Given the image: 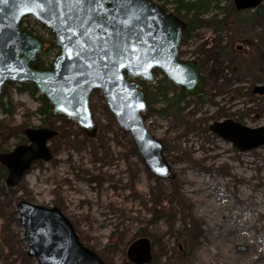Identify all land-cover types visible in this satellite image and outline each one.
<instances>
[{
    "label": "rangeland",
    "instance_id": "374dc122",
    "mask_svg": "<svg viewBox=\"0 0 264 264\" xmlns=\"http://www.w3.org/2000/svg\"><path fill=\"white\" fill-rule=\"evenodd\" d=\"M154 1L174 13L171 0ZM253 11L244 12L251 16L247 25L201 27L181 41L180 57L201 61L205 102L190 97L179 112L162 115L151 107L144 112L146 126L165 143L173 180L148 170L101 91H94L90 102L98 123L94 138L66 116H53L51 129L59 134L49 142L51 159L34 163L13 192L2 191L0 181V243L11 246L0 249V264H36L27 254L16 208L26 198L59 207L106 264H134L127 250L140 237L152 240L155 256L149 264H264V146L241 151L210 129L225 119L264 125V97L253 93L264 83V14L253 17ZM22 24L44 39L51 64L59 52L51 44L53 33L33 16ZM222 47L235 49L236 58L219 54ZM14 84L15 129L27 115L32 124L25 128L41 127V101Z\"/></svg>",
    "mask_w": 264,
    "mask_h": 264
},
{
    "label": "water",
    "instance_id": "95a60500",
    "mask_svg": "<svg viewBox=\"0 0 264 264\" xmlns=\"http://www.w3.org/2000/svg\"><path fill=\"white\" fill-rule=\"evenodd\" d=\"M263 2L234 0L239 10L255 9ZM122 3L124 0H103L101 5L91 0H8L0 4V98L7 82L32 83L49 101L53 113L75 121L94 138L98 123L90 102L92 93L99 90L117 124L130 132L148 170L173 180L176 174L165 156L164 143L146 126L148 101L137 79L155 82L154 70L159 69L192 98L205 93L207 79L197 60L179 55L186 20L154 0H131L123 8ZM28 16L54 35L59 52L48 67L35 63L45 41L22 27ZM253 93L264 95V83L255 86ZM210 129L241 151L264 146V125L250 127L225 119L215 121ZM24 133L28 143L0 153V163L8 170V187H16L33 162L51 159L49 142L59 132L28 127ZM16 208L27 254L37 264H104L99 253L81 241L59 207L21 199ZM127 257L134 264L149 263L153 258L150 238L134 240Z\"/></svg>",
    "mask_w": 264,
    "mask_h": 264
},
{
    "label": "trees",
    "instance_id": "16d2710c",
    "mask_svg": "<svg viewBox=\"0 0 264 264\" xmlns=\"http://www.w3.org/2000/svg\"><path fill=\"white\" fill-rule=\"evenodd\" d=\"M175 4L174 13L181 19L187 21V30L184 35L182 42L192 35L198 28L212 26L216 30L220 31L230 24L236 23L239 25L249 24L251 16L244 15L245 10H239L230 3L228 6H221L220 2H214L212 0H171ZM217 1V0H215ZM214 3V4H213ZM216 8L220 10L219 12H212L211 9ZM210 13V14H209ZM243 14V15H242ZM264 14V6H259L254 9L251 14L253 17ZM206 16V17H205ZM23 25V24H22ZM30 32H34L32 29L24 27ZM54 48V42H51ZM260 43L258 44L259 48ZM50 50V49H49ZM219 54L228 58H236V50L229 47H222L218 51ZM235 55V56H234ZM50 52L43 51L35 60V63L41 67H46L50 65ZM202 73L203 67L200 60H197ZM156 74L161 73L159 69L154 70ZM142 88L146 93V99L148 101V107L156 110L162 115H167L172 111H181L182 104H185L188 100L189 95L179 86L175 85L173 82L169 81L165 76L162 79H157L153 84L147 83L141 79ZM15 84L12 82H7L3 88V94L0 98V153L8 152L13 149L16 145L24 144L28 142V139L24 133L26 126L32 124L28 115L26 116L22 125L19 126L20 129H15L13 120L16 114V104L13 98V92L11 86ZM17 90L19 92H28L30 95H37L42 103L38 109V113L41 115L42 124L41 127H54L51 119L56 114L52 111V106L49 101L42 94L38 93V90L32 83H22L17 85ZM205 93L198 97L202 102H205ZM157 103L159 107H154ZM50 123V124H49ZM18 128V127H17ZM165 144V143H164ZM166 147V146H165ZM42 161H36L35 163H41ZM8 175L7 168L0 163V181L2 182L1 189L9 190L13 192L16 187H8L6 185V179ZM18 187V186H17ZM26 200H29L26 198ZM18 201V200H17ZM30 201V200H29ZM11 212H16L15 207L11 208ZM18 218V217H17ZM19 219V218H18ZM145 236L146 234H142ZM4 241V240H3ZM0 243V249L4 250L8 247V242ZM100 254V253H99ZM101 255V254H100ZM106 264V262H105Z\"/></svg>",
    "mask_w": 264,
    "mask_h": 264
},
{
    "label": "snow or ice",
    "instance_id": "6c2138e0",
    "mask_svg": "<svg viewBox=\"0 0 264 264\" xmlns=\"http://www.w3.org/2000/svg\"><path fill=\"white\" fill-rule=\"evenodd\" d=\"M50 2V0H49ZM79 2H84V0H79ZM8 3V0H0V4H7ZM91 3L93 4H97V5H101L103 3V0H91ZM131 4V0H124V3L121 4V7L123 8L124 7V4ZM138 19V17H137Z\"/></svg>",
    "mask_w": 264,
    "mask_h": 264
},
{
    "label": "flooded vegetation",
    "instance_id": "af4514ba",
    "mask_svg": "<svg viewBox=\"0 0 264 264\" xmlns=\"http://www.w3.org/2000/svg\"><path fill=\"white\" fill-rule=\"evenodd\" d=\"M264 97V96H263ZM151 242H152V240H151ZM152 255H153V258H152V260L150 261V263L153 261V259H154V252H153V243H152ZM149 264V263H148Z\"/></svg>",
    "mask_w": 264,
    "mask_h": 264
}]
</instances>
